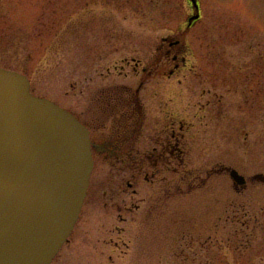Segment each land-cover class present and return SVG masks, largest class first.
Here are the masks:
<instances>
[{
  "label": "rangeland",
  "instance_id": "1",
  "mask_svg": "<svg viewBox=\"0 0 264 264\" xmlns=\"http://www.w3.org/2000/svg\"><path fill=\"white\" fill-rule=\"evenodd\" d=\"M198 1L188 28L190 0H0V67L34 95L87 121L145 82L139 193L98 158L51 264H264V0Z\"/></svg>",
  "mask_w": 264,
  "mask_h": 264
},
{
  "label": "water",
  "instance_id": "2",
  "mask_svg": "<svg viewBox=\"0 0 264 264\" xmlns=\"http://www.w3.org/2000/svg\"><path fill=\"white\" fill-rule=\"evenodd\" d=\"M200 18L198 0H190ZM94 166L89 129L27 76L0 67V264H51L82 211ZM237 185L247 179L238 170Z\"/></svg>",
  "mask_w": 264,
  "mask_h": 264
},
{
  "label": "flooded vegetation",
  "instance_id": "3",
  "mask_svg": "<svg viewBox=\"0 0 264 264\" xmlns=\"http://www.w3.org/2000/svg\"><path fill=\"white\" fill-rule=\"evenodd\" d=\"M163 42L167 43L166 57L174 62V68L170 69V74H173L175 70L180 68L181 62L185 63L188 50L180 39L164 38ZM138 66L139 63H137L136 68ZM142 71L146 72L148 69L144 67ZM144 85L145 82L141 81L135 92L128 91V96L125 99H108L98 112L94 110L88 113L87 121H83L77 116L89 129L94 159L91 179L98 158L107 162L116 161V164L111 166L120 165L119 170L113 172L117 175H121L120 173L123 172L129 174L126 190H131L135 195L140 191V188L136 186V180L141 178V140L144 122L141 91ZM91 179L87 196L91 190Z\"/></svg>",
  "mask_w": 264,
  "mask_h": 264
}]
</instances>
